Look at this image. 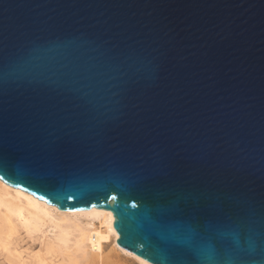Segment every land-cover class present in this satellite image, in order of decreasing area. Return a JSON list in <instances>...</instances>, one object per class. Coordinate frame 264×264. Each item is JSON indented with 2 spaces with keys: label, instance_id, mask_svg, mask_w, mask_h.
Segmentation results:
<instances>
[{
  "label": "water",
  "instance_id": "1",
  "mask_svg": "<svg viewBox=\"0 0 264 264\" xmlns=\"http://www.w3.org/2000/svg\"><path fill=\"white\" fill-rule=\"evenodd\" d=\"M0 180L151 264H264V0H0Z\"/></svg>",
  "mask_w": 264,
  "mask_h": 264
},
{
  "label": "bare ground",
  "instance_id": "2",
  "mask_svg": "<svg viewBox=\"0 0 264 264\" xmlns=\"http://www.w3.org/2000/svg\"><path fill=\"white\" fill-rule=\"evenodd\" d=\"M118 240L111 212L63 211L0 180V264H151Z\"/></svg>",
  "mask_w": 264,
  "mask_h": 264
},
{
  "label": "rangeland",
  "instance_id": "3",
  "mask_svg": "<svg viewBox=\"0 0 264 264\" xmlns=\"http://www.w3.org/2000/svg\"><path fill=\"white\" fill-rule=\"evenodd\" d=\"M109 250L111 249V247H109L108 248ZM126 264H133V262H131V261H127V263Z\"/></svg>",
  "mask_w": 264,
  "mask_h": 264
}]
</instances>
